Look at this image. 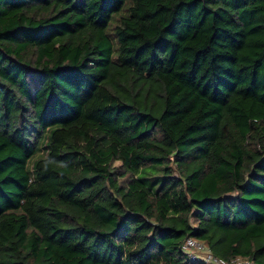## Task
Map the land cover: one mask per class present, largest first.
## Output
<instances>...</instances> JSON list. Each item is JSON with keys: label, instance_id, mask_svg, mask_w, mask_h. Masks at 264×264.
Returning a JSON list of instances; mask_svg holds the SVG:
<instances>
[{"label": "trees", "instance_id": "16d2710c", "mask_svg": "<svg viewBox=\"0 0 264 264\" xmlns=\"http://www.w3.org/2000/svg\"><path fill=\"white\" fill-rule=\"evenodd\" d=\"M264 264V0H0V264Z\"/></svg>", "mask_w": 264, "mask_h": 264}, {"label": "built area", "instance_id": "2783aa9c", "mask_svg": "<svg viewBox=\"0 0 264 264\" xmlns=\"http://www.w3.org/2000/svg\"><path fill=\"white\" fill-rule=\"evenodd\" d=\"M182 250L191 260H199L203 264H248V262L236 258L228 263L226 260L214 256L207 246L194 238H186L182 243Z\"/></svg>", "mask_w": 264, "mask_h": 264}]
</instances>
